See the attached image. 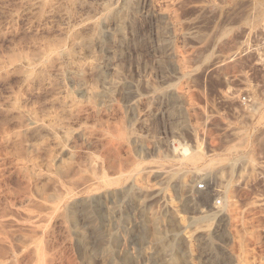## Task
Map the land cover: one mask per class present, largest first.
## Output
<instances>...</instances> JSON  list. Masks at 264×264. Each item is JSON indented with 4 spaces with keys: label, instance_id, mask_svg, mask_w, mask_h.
Wrapping results in <instances>:
<instances>
[{
    "label": "rangeland",
    "instance_id": "1",
    "mask_svg": "<svg viewBox=\"0 0 264 264\" xmlns=\"http://www.w3.org/2000/svg\"><path fill=\"white\" fill-rule=\"evenodd\" d=\"M124 1L0 0V264H264V0Z\"/></svg>",
    "mask_w": 264,
    "mask_h": 264
},
{
    "label": "bare ground",
    "instance_id": "2",
    "mask_svg": "<svg viewBox=\"0 0 264 264\" xmlns=\"http://www.w3.org/2000/svg\"><path fill=\"white\" fill-rule=\"evenodd\" d=\"M129 1H130V0H125V1H124L125 5H126V8L130 5V2H129ZM183 183H185V182L183 181ZM90 197L93 199V200L91 199V200H92V203H93V201L95 202V204H97V203L99 202V195H92V196H90ZM90 197H89V198H90ZM93 204H94V203H93ZM98 204H99V203H98ZM55 210H57L56 207H54V211H55ZM98 210H99V209H98ZM57 211H58V210H57ZM57 211H55V212H57ZM96 212H98V211H96ZM96 212H95V213H96ZM56 214L58 215V213H56ZM96 214H97V213H96ZM59 215L62 216V215H64V213L61 211V213L59 212ZM97 237H98V236H97ZM41 251H42V250H41ZM39 254H40V253H39ZM39 254H38V255H39ZM42 255H43V253H42ZM45 257H46V256H44V258H45ZM38 258H41V257L39 256ZM42 258H43V257H42ZM47 258H49V257H47ZM50 258H52V257H50ZM44 260L46 261V259H44ZM39 261H41V260H39ZM48 261H49V260H48ZM49 263H50V262H49ZM49 263H48V264H49ZM43 264H45V263H43ZM46 264H47V261H46Z\"/></svg>",
    "mask_w": 264,
    "mask_h": 264
},
{
    "label": "built area",
    "instance_id": "3",
    "mask_svg": "<svg viewBox=\"0 0 264 264\" xmlns=\"http://www.w3.org/2000/svg\"><path fill=\"white\" fill-rule=\"evenodd\" d=\"M204 188H205L204 183H198V184L196 185V189H197V190H203ZM213 204H214V205H220V204H221V198L218 197V198L214 199Z\"/></svg>",
    "mask_w": 264,
    "mask_h": 264
}]
</instances>
